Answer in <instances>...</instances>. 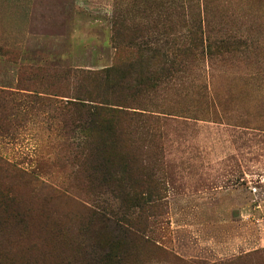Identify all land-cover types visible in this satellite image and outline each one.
Returning <instances> with one entry per match:
<instances>
[{"label": "rangeland", "instance_id": "obj_1", "mask_svg": "<svg viewBox=\"0 0 264 264\" xmlns=\"http://www.w3.org/2000/svg\"><path fill=\"white\" fill-rule=\"evenodd\" d=\"M0 264H264V0H0Z\"/></svg>", "mask_w": 264, "mask_h": 264}, {"label": "trees", "instance_id": "obj_2", "mask_svg": "<svg viewBox=\"0 0 264 264\" xmlns=\"http://www.w3.org/2000/svg\"><path fill=\"white\" fill-rule=\"evenodd\" d=\"M166 34L167 33L164 34L166 36L164 39L168 40L161 41V35L151 40V45L155 46V48H152L153 57H155L156 62L155 64L158 67L162 68H159V75L165 74L170 68L174 66H182L184 58L189 56L190 58H194L195 53L193 55V52L196 51L199 46H202V44L205 45V40L197 38V34L191 32V36L189 35V37H187V39H189L187 43L183 45V47L176 48V42H174L172 39H169V36H167ZM239 44V41L229 36V38H218L214 41H206L204 49L206 50V54L211 58L213 55L223 56L225 54H229L231 50H233ZM74 101L76 102V104H74L73 106L80 110L79 114L77 115L78 119L83 120L90 125H93V123L95 122L94 118H96L98 114L103 111L100 107L96 106V108H94L93 105L97 104L94 101L86 102L80 99H74ZM109 106L110 108L105 109L118 111L116 110L117 108H123L122 106L118 105Z\"/></svg>", "mask_w": 264, "mask_h": 264}]
</instances>
